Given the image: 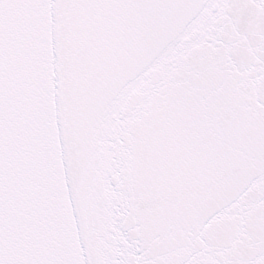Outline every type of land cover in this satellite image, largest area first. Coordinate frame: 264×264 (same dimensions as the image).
Wrapping results in <instances>:
<instances>
[{
	"label": "snow or ice",
	"instance_id": "obj_1",
	"mask_svg": "<svg viewBox=\"0 0 264 264\" xmlns=\"http://www.w3.org/2000/svg\"><path fill=\"white\" fill-rule=\"evenodd\" d=\"M0 264H264V0H0Z\"/></svg>",
	"mask_w": 264,
	"mask_h": 264
}]
</instances>
